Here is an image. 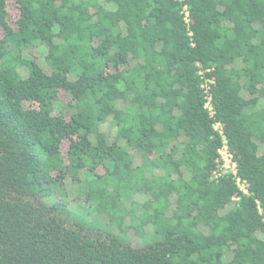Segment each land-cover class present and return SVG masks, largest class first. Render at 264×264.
Here are the masks:
<instances>
[{
  "label": "trees",
  "instance_id": "trees-1",
  "mask_svg": "<svg viewBox=\"0 0 264 264\" xmlns=\"http://www.w3.org/2000/svg\"><path fill=\"white\" fill-rule=\"evenodd\" d=\"M0 264H264V0H0Z\"/></svg>",
  "mask_w": 264,
  "mask_h": 264
},
{
  "label": "built area",
  "instance_id": "built-area-1",
  "mask_svg": "<svg viewBox=\"0 0 264 264\" xmlns=\"http://www.w3.org/2000/svg\"><path fill=\"white\" fill-rule=\"evenodd\" d=\"M204 88L206 89L207 100H208V102L206 104V108L213 115V109L211 106V96L208 94L209 87H208V85L205 84ZM215 130L218 131L222 135L224 145L219 150L221 166H220L219 171H216L214 173V178L218 179L219 177H222L224 175L233 176V178L236 181V184L239 187L240 191L243 192L244 194H248L245 183L238 177L237 164H236L234 157H233V155H232V153L229 150V147L227 145L226 137H225L224 132H223V126L220 123H217L215 125Z\"/></svg>",
  "mask_w": 264,
  "mask_h": 264
},
{
  "label": "rangeland",
  "instance_id": "rangeland-1",
  "mask_svg": "<svg viewBox=\"0 0 264 264\" xmlns=\"http://www.w3.org/2000/svg\"><path fill=\"white\" fill-rule=\"evenodd\" d=\"M42 49H43V48L39 47V48H37V51H36V52H34V51H33V52H29L28 55H29V56H32L34 53L37 54V55H41V53L43 52ZM70 190H71V194H72V193L75 194L76 191H77L76 187H74V186H71V187H70ZM74 210H75L76 212H79V213L82 212V209H81L79 206H77V205L74 207ZM127 236H128L129 239H132V241H134L135 243H138V241H136V240H139V239L136 238L134 235L129 234V235H127Z\"/></svg>",
  "mask_w": 264,
  "mask_h": 264
}]
</instances>
